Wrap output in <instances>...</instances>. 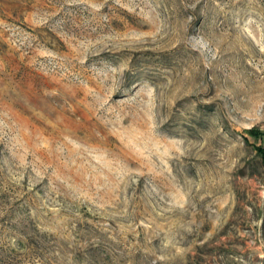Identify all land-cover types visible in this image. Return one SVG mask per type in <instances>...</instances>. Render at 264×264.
Returning <instances> with one entry per match:
<instances>
[{
  "label": "rangeland",
  "instance_id": "rangeland-1",
  "mask_svg": "<svg viewBox=\"0 0 264 264\" xmlns=\"http://www.w3.org/2000/svg\"><path fill=\"white\" fill-rule=\"evenodd\" d=\"M0 264H264V0H0Z\"/></svg>",
  "mask_w": 264,
  "mask_h": 264
}]
</instances>
